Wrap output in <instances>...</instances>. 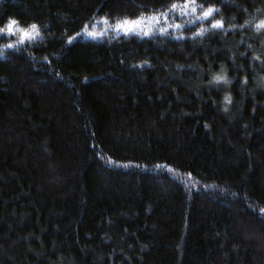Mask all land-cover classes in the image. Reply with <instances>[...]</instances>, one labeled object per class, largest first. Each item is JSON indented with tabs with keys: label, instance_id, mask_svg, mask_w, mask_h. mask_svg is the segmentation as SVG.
I'll list each match as a JSON object with an SVG mask.
<instances>
[{
	"label": "trees",
	"instance_id": "16d2710c",
	"mask_svg": "<svg viewBox=\"0 0 264 264\" xmlns=\"http://www.w3.org/2000/svg\"><path fill=\"white\" fill-rule=\"evenodd\" d=\"M173 2L0 0V264H264V0Z\"/></svg>",
	"mask_w": 264,
	"mask_h": 264
},
{
	"label": "snow or ice",
	"instance_id": "6c2138e0",
	"mask_svg": "<svg viewBox=\"0 0 264 264\" xmlns=\"http://www.w3.org/2000/svg\"><path fill=\"white\" fill-rule=\"evenodd\" d=\"M197 7H199L201 9V15L200 17H198V19H202V20H209L211 19V26L212 28L215 29H219L222 28V22L220 20L214 19L213 18V13L214 11H216L214 9V7L212 5L207 6L206 8L204 7V4H200L197 5L196 0H183V4L182 6L180 4H178L177 2H173L170 5V10L171 11H175L177 10V8L181 9L182 14H186L185 10L190 9V11L192 13H196L197 11ZM165 19L168 18V12L165 11L162 14ZM144 17H137L135 19H128V18H124L123 20H117L116 23L114 24V28L117 31H123L125 35L129 34V33H135L137 35L143 34V35H149L150 34V30H145L142 25H143V21H144ZM149 20H153L156 21L157 23H159V15L156 16H152L148 18ZM103 22L107 23L108 22V18H103ZM87 28V26H85ZM169 27H171V25H169ZM175 27L179 28L180 25H175ZM256 27L258 29L264 28V20H261L259 22V24L256 25ZM166 28H161L160 31L166 32ZM203 31V29L201 30ZM40 34L39 32V28L38 25L35 23H32L31 25L27 26V27H21L19 22L16 19L13 18H9L7 19V21L5 23L0 24V36H18V39L15 41V44L13 43H9L6 45V47L8 48H13L15 47V45H22L24 44L26 41L30 42L35 36H38ZM199 34V33H198ZM79 35V33L77 34ZM88 35L90 36H97L99 35L96 32H89ZM74 37H69L68 38V42L72 43L74 41ZM255 59H259V57H255ZM214 80L219 82V81H224L225 77L223 75H217L214 77ZM227 82V81H225ZM226 100H228V98H225ZM261 213H264V208L260 209Z\"/></svg>",
	"mask_w": 264,
	"mask_h": 264
},
{
	"label": "rangeland",
	"instance_id": "374dc122",
	"mask_svg": "<svg viewBox=\"0 0 264 264\" xmlns=\"http://www.w3.org/2000/svg\"><path fill=\"white\" fill-rule=\"evenodd\" d=\"M150 17H152V16H150ZM148 18L149 17H145L142 27L145 30H150V32L152 30V26L154 25V23H156L157 25H160L162 27H166V28H176L175 25L178 24L177 22H175L176 20H175V18L173 16H171V17L168 16L167 19H165L164 16H161V19L159 18V21L161 20L159 23H157L156 21H153V20H149ZM101 25H103V23ZM169 25H171V27H169ZM95 28H97V24L94 25L93 28H91V27L86 28L81 34L83 36H90V35H88L89 32H96L97 33L99 28L98 29H95ZM120 32H123V31H120Z\"/></svg>",
	"mask_w": 264,
	"mask_h": 264
}]
</instances>
